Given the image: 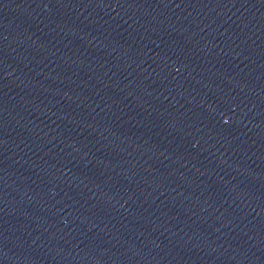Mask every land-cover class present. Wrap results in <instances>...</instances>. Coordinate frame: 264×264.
Returning a JSON list of instances; mask_svg holds the SVG:
<instances>
[{
  "label": "water",
  "instance_id": "1",
  "mask_svg": "<svg viewBox=\"0 0 264 264\" xmlns=\"http://www.w3.org/2000/svg\"><path fill=\"white\" fill-rule=\"evenodd\" d=\"M0 264H264V0H0Z\"/></svg>",
  "mask_w": 264,
  "mask_h": 264
}]
</instances>
